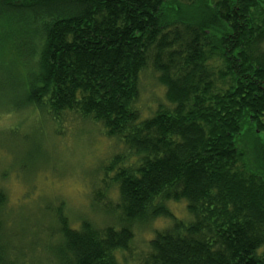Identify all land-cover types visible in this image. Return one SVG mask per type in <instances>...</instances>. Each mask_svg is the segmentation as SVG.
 I'll list each match as a JSON object with an SVG mask.
<instances>
[{"label":"trees","instance_id":"obj_1","mask_svg":"<svg viewBox=\"0 0 264 264\" xmlns=\"http://www.w3.org/2000/svg\"><path fill=\"white\" fill-rule=\"evenodd\" d=\"M146 70L166 103L143 120ZM7 91L12 111L74 114L123 149L93 193L120 225L74 228L60 206L62 264H121L158 218L172 225L137 264H264V0H0ZM184 200L190 221L169 208ZM0 264L17 263L0 248Z\"/></svg>","mask_w":264,"mask_h":264},{"label":"rangeland","instance_id":"obj_2","mask_svg":"<svg viewBox=\"0 0 264 264\" xmlns=\"http://www.w3.org/2000/svg\"><path fill=\"white\" fill-rule=\"evenodd\" d=\"M7 93L8 100L0 104V193L5 194L0 248L17 264H62L63 245L53 218L60 206L74 228L83 220L99 228L120 225L116 215L93 205V193L101 186L103 166L123 149L105 137L100 125L74 114H65L57 124L39 111H12L3 104H13L16 96ZM165 94L157 75L146 70L140 81L141 119L152 117L166 103ZM111 199L118 202L116 188ZM169 208L177 219L191 220L185 200ZM172 222L158 218L136 224L130 251L121 264H137L149 250L148 241Z\"/></svg>","mask_w":264,"mask_h":264}]
</instances>
